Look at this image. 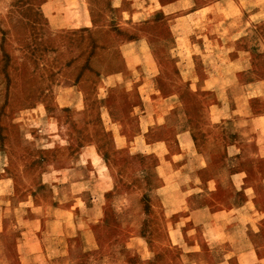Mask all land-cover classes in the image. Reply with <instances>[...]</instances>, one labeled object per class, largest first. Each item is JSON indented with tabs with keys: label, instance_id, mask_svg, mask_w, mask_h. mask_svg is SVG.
<instances>
[{
	"label": "rangeland",
	"instance_id": "rangeland-1",
	"mask_svg": "<svg viewBox=\"0 0 264 264\" xmlns=\"http://www.w3.org/2000/svg\"><path fill=\"white\" fill-rule=\"evenodd\" d=\"M144 1L131 21L116 0H0V188L28 202L65 200L49 187L74 169L66 184L77 201L98 195L89 184L106 187L105 199L142 191L150 224L131 228L148 232L154 264H178L153 193L163 164L192 151L222 159L235 145L250 183L264 178V160H249L257 146L227 128L243 136L249 124L264 139V0H218L202 22L177 17L210 0H160L161 10ZM185 134L195 150L182 145ZM101 232L107 239L116 226Z\"/></svg>",
	"mask_w": 264,
	"mask_h": 264
},
{
	"label": "crops",
	"instance_id": "crops-1",
	"mask_svg": "<svg viewBox=\"0 0 264 264\" xmlns=\"http://www.w3.org/2000/svg\"><path fill=\"white\" fill-rule=\"evenodd\" d=\"M124 1L116 0L114 8L123 19L135 21L139 12L134 7L139 0H128V7L122 8ZM158 1L144 2H148L146 8L161 10ZM217 2L210 0L177 18L202 22L203 16L208 17V7ZM247 13L252 15V11ZM258 14L264 15V10L259 9ZM190 79L201 84L212 80L194 72ZM247 125L240 128L245 137L234 125L227 128L236 131L234 141L257 146V153H251L249 160H264V139H254L255 129ZM183 139L188 151L190 146L195 150L192 139L186 134ZM233 148H227L222 159L213 153L192 151L163 164L166 171L153 193L159 198L166 227L163 245L178 248L174 253L178 264H264V201L260 197L264 173L259 174L263 178L260 185L250 183V170L241 166L247 158L235 150V145ZM73 170L57 171L63 183L49 187L54 194L57 191L70 197L65 200L56 201L52 195L28 202L13 197L6 185L0 188V264H154L158 254L150 246L148 232L131 228L150 224V204L144 202L143 192L115 193L105 199L102 193L106 187L91 189L89 184V192L98 195L90 202L77 201L75 195H69L66 184V175ZM108 210L113 214V225L107 221ZM133 214L141 219L135 220ZM112 226H116V233L106 239L101 231ZM109 241L112 246L107 245Z\"/></svg>",
	"mask_w": 264,
	"mask_h": 264
}]
</instances>
